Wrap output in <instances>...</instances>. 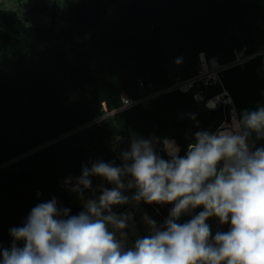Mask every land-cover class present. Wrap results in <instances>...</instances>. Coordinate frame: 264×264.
Masks as SVG:
<instances>
[{
    "label": "trees",
    "instance_id": "obj_1",
    "mask_svg": "<svg viewBox=\"0 0 264 264\" xmlns=\"http://www.w3.org/2000/svg\"><path fill=\"white\" fill-rule=\"evenodd\" d=\"M63 1L74 3L68 35L52 39L54 29H28L19 23L6 25L0 34V166L37 149L0 168V247L4 248L12 243L10 228L22 226L38 203L55 197L72 215L82 210L63 181L80 176L82 165L96 160H115L119 165L107 146L113 136L176 138L184 155L191 141L185 137L186 124L177 118L197 105L191 94L178 92L162 97L150 113L132 109L116 115L115 127L95 126L59 140L92 120L103 103L116 104L121 89L135 84L132 74L149 73L162 84L169 60H179L189 75L200 54L231 56L235 46L252 44L257 33L264 37L261 0ZM233 30L244 36L234 39L229 34ZM246 64L243 71L236 67L224 74L237 115L256 101L264 103L260 88L264 58ZM217 111L213 120L210 114ZM207 112V123L219 125L223 120L222 109ZM122 140L117 137L114 151L120 150ZM262 145L264 140L257 147ZM92 182L95 187L102 180L93 177ZM156 207L168 215L172 206ZM189 218L182 217L181 222Z\"/></svg>",
    "mask_w": 264,
    "mask_h": 264
},
{
    "label": "clouds",
    "instance_id": "obj_2",
    "mask_svg": "<svg viewBox=\"0 0 264 264\" xmlns=\"http://www.w3.org/2000/svg\"><path fill=\"white\" fill-rule=\"evenodd\" d=\"M261 140L259 105L233 112L215 132L197 131L184 155L173 140H163L165 159L152 141L132 137L119 165L96 160L63 181L81 202L79 213L72 215L53 197L35 205L22 226L10 228L12 243L0 247V264H264ZM93 177L102 183L94 187ZM140 202L172 207L160 224L145 218L149 234L130 247L134 214L113 209ZM213 218L228 229L213 233Z\"/></svg>",
    "mask_w": 264,
    "mask_h": 264
},
{
    "label": "rangeland",
    "instance_id": "obj_3",
    "mask_svg": "<svg viewBox=\"0 0 264 264\" xmlns=\"http://www.w3.org/2000/svg\"><path fill=\"white\" fill-rule=\"evenodd\" d=\"M264 0H261V3ZM262 4V5H263ZM74 3L66 2L63 0H0V34L6 28V25L9 26L12 23H19L20 26L28 28V29H54L57 34L52 35L53 37H60L59 35L61 33H67L71 29V23L74 18ZM261 24V22H260ZM261 29L263 30V27L261 26ZM230 36L235 38H242L244 36L243 32H238L237 30H233L229 32ZM68 35V33L66 34ZM1 38V36H0ZM254 42L250 45L243 44V46L238 47L235 46L232 50L231 56H228L226 52H221L218 57H220V61L224 64H235L238 62H241L242 60L249 58L251 56H255L257 54H260V56H257V58H264V37L257 33V35L254 38ZM235 43H233L234 45ZM1 46V43H0ZM252 49V50H251ZM1 55V54H0ZM231 58V59H230ZM199 59V58H198ZM247 64H243L241 66H238L237 68L240 69V71H243ZM165 69V78H164V84H156L154 80L150 77L149 73H143L141 71L138 72V74H132L130 76V81H134L135 84L132 86H129L128 88L121 89L119 93V101L116 104H113L111 106H107L105 103H103L98 111V114L90 121L85 123L80 128L62 136L59 138L62 139L64 137L70 136L71 134H74L76 132H81L83 130H88L91 127H102L105 125L115 127V117L112 116V113L117 107L120 105V97L122 94H127L132 99L139 100V105L135 106L129 110H126L124 112H129L132 109L141 108L146 113H150L154 111L155 107L159 105L162 97L170 95V94H163L160 97L153 99L154 97H147L148 92L141 93L138 90V83L141 81L152 86L155 90H166L171 85H173L175 82L179 80H184L192 77L194 74L197 73L199 69V61L194 64V66H191L189 69V75L184 74V67L182 63H177L175 61L169 60V62H166L164 65ZM166 84V85H165ZM261 88V96L262 100L264 99V84L260 86ZM143 98V99H142ZM142 99V101H141ZM264 101V100H263ZM262 101H256L254 104L248 105V110H255L258 105L262 104ZM205 107H187L184 109L177 118V122L179 123H185V137H187L188 141L194 140V134L197 131L206 130L208 132H215L216 129L226 120L225 117V111L222 110L223 120L219 123L218 121L213 122H206V118L208 116L207 111H216V110H207ZM221 110V109H220ZM211 118L213 120L218 117L219 111L214 112L213 114H210ZM112 116V117H111ZM107 119L104 121L101 125H96L95 122L99 119ZM227 118L229 119L228 111H227ZM117 137H121L123 140L120 142V150L114 151L115 149V143L117 141ZM155 138V139H154ZM132 137L130 136H113L108 142L107 146L110 149V151L113 153V155L116 157V159L121 163L120 159V153L124 150H127L129 148V145L131 143ZM145 139H148L152 141L153 143L157 144L159 147H163V140L166 139L159 135L154 134H148ZM170 140L175 141V143L180 147V155L183 151V147L180 146L179 141L176 138H167ZM156 140V141H155ZM129 141V142H126ZM162 142V143H161ZM261 141H257V146L259 145ZM50 144V143H48ZM46 144V146L48 145ZM161 145V146H160ZM41 148V147H40ZM39 148V149H40ZM38 149V150H39ZM32 150L28 152L26 155L32 154L36 151ZM155 150L165 159H167V155L165 154L164 150L157 149ZM24 155V156H26ZM22 156V157H24ZM22 157H19L17 159L11 160L3 165L0 166V168L12 165L19 161ZM134 189L126 193L129 197L134 193ZM74 202H76L78 205H80L82 209L81 202L78 200L77 196L73 195ZM131 205H121L114 207L113 211H115L118 214H124L125 212L134 214V222L130 224L129 229L127 231L129 234V246L131 247L137 238H141L145 235H148L150 232V229L148 225L145 223V218H149L152 220H155L158 224L162 223L163 220L167 217V215L163 214L155 204H146L144 202L141 203L140 207H135L133 209H130ZM130 209V210H129ZM212 226L213 233L219 228L220 230L223 229V227H227V225L219 226L217 221L213 218L208 222ZM145 225V226H144ZM137 227L138 231L135 235L132 236L131 229L132 227Z\"/></svg>",
    "mask_w": 264,
    "mask_h": 264
},
{
    "label": "built area",
    "instance_id": "obj_4",
    "mask_svg": "<svg viewBox=\"0 0 264 264\" xmlns=\"http://www.w3.org/2000/svg\"><path fill=\"white\" fill-rule=\"evenodd\" d=\"M264 55V54H261ZM260 54L251 56L242 60L241 62L235 64H224L220 61L218 57H207L204 53L199 55V69L196 74L192 77L184 80H179L171 85L166 90H155L152 86L140 81L138 83V90L141 93L147 91L149 94L147 97H154L156 99L163 94H170L178 92L180 94H191L193 100L197 106L200 104H205L213 99H218L222 97V101L218 103L220 109L229 112L232 111V107L235 106L234 100L227 90L224 84V74L233 68L246 64L247 62L255 59ZM204 57V60L202 59ZM214 90H218L217 93H213ZM143 99V98H142ZM141 99V101H142ZM120 105L112 113V116L129 110L135 106L139 105V100L132 99L127 94H122L120 97ZM260 106H264V103ZM200 107V106H199ZM111 116V117H112ZM107 119H99L95 122L96 125H101Z\"/></svg>",
    "mask_w": 264,
    "mask_h": 264
},
{
    "label": "bare ground",
    "instance_id": "obj_5",
    "mask_svg": "<svg viewBox=\"0 0 264 264\" xmlns=\"http://www.w3.org/2000/svg\"><path fill=\"white\" fill-rule=\"evenodd\" d=\"M202 59L204 60V57H202ZM221 101H222V97H220V98H218V99L210 100V101H208V102H205V104H200L199 106H200V107H205V108H207V110H218V109H220L218 103H220ZM199 106H197V107H199ZM233 112H235V113L237 114V111H236L235 106L232 107V111H231V112H229V110H228L229 119L226 117V120H224L223 123H226V122H229V123H230ZM154 139H155V138H154ZM155 141H156V140H155ZM162 142H163V141H162ZM162 142H161V143H162ZM153 146H154V148H157V149L159 148V149L164 150L163 147H159V146H157V144H155V143H153ZM160 146H161V145H160ZM162 146H163V145H162ZM127 150H128V149H127ZM141 203H142V202H140L139 204H134V206H135V207H140V206H141ZM144 226H145V225H144ZM137 231H138V228H137V227H132V232H133V235H135V237H136ZM128 232H129V231H128ZM148 234H149V233H148Z\"/></svg>",
    "mask_w": 264,
    "mask_h": 264
},
{
    "label": "water",
    "instance_id": "obj_6",
    "mask_svg": "<svg viewBox=\"0 0 264 264\" xmlns=\"http://www.w3.org/2000/svg\"><path fill=\"white\" fill-rule=\"evenodd\" d=\"M126 142H129V141H126ZM133 208H135V206H134V204L130 207V209H133ZM129 209V210H130ZM128 212H125L124 214H127ZM136 227V226H135ZM131 232H132V229H131ZM132 234V236H133V232L131 233Z\"/></svg>",
    "mask_w": 264,
    "mask_h": 264
}]
</instances>
